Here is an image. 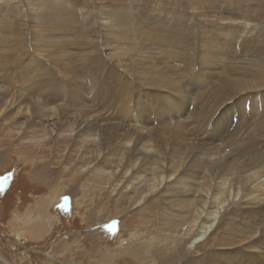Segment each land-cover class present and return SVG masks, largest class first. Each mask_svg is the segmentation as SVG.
<instances>
[{"label":"rangeland","instance_id":"rangeland-1","mask_svg":"<svg viewBox=\"0 0 264 264\" xmlns=\"http://www.w3.org/2000/svg\"><path fill=\"white\" fill-rule=\"evenodd\" d=\"M243 70L264 0H0V264H264V199L225 183L264 187V87L211 102Z\"/></svg>","mask_w":264,"mask_h":264},{"label":"bare ground","instance_id":"bare-ground-1","mask_svg":"<svg viewBox=\"0 0 264 264\" xmlns=\"http://www.w3.org/2000/svg\"><path fill=\"white\" fill-rule=\"evenodd\" d=\"M194 7V6H193ZM105 22V21H104ZM249 67V66H248ZM248 69V68H247ZM252 68H250V70H251ZM249 70V69H248ZM253 71V70H252ZM151 77V76H150ZM150 77L149 76H147V75H144V79L146 80V82L149 84V85H153V86H151V87H154V83L152 82V80L150 79ZM152 79H154L153 77H151ZM154 80H156L157 82H158V86L159 87H166L165 89H178V90H180V86H179V83H177L176 85L171 81V77L170 76H168L167 74H165L163 71H160L159 72V77L158 78H156V79H154ZM176 81V80H175ZM258 81H259V79H258V77L255 75V74H253V72H245V70H243L241 73H238V72H235L234 74H231V75H229L225 80H224V84L221 86V87H219V88H217V90H216V92H215V94H214V96H212V98H211V102H217V103H222V102H224V101H226V100H228V99H230L232 96H234L235 94H237V93H239V92H243V89H246L247 88V86L251 89V90H256V89H260L261 87H264V85L262 84V83H258ZM177 82V81H176ZM238 86V89H240V91H238L237 93H235V94H233V95H228V94H226V92H227V90L229 89V88H231L232 86ZM53 86V85H52ZM9 91H7V93H8ZM1 93V92H0ZM1 96H0V101H2L3 100V97L2 96H4L3 94H0ZM126 96V95H125ZM15 97H18V94H17V96H15ZM127 97V96H126ZM9 99V98H8ZM15 99H17V98H15ZM119 99H121V98H119ZM129 99V98H128ZM5 100V99H4ZM7 101V100H6ZM124 101H127V100H124ZM130 101V100H129ZM10 104V103H9ZM41 104H42V102H41ZM44 104V103H43ZM42 104V105H43ZM118 105H119V103H118ZM44 106V105H43ZM129 106V105H128ZM7 107V106H6ZM120 108V107H119ZM129 109V108H128ZM64 110V109H63ZM131 111H133V110H131ZM141 111V110H140ZM59 112V111H58ZM138 114V113H137ZM58 115V114H57ZM96 119H94V125H98L99 126V123H100V120L99 119H97V117H95ZM59 120V119H58ZM78 121H80V120H78ZM79 123V122H78ZM74 124V123H73ZM87 125V124H86ZM90 124H88L87 126L88 127H90L89 126ZM101 126H99V128H103V127H108V128H115L116 130H123V127L122 126H120L119 124H117L116 126H114V125H109V123H101L100 124ZM73 126V125H72ZM62 129V128H61ZM189 129V128H188ZM250 129V128H249ZM124 131H126L127 133H124V136L126 137L127 136V134L128 135H133L134 133H136V134H138L139 135V137H147V136H149V133L146 135V134H142L140 131H138V130H132V131H130V129L129 128H124ZM238 131L240 132V134L242 135V137L243 138H247V139H249V140H251V141H253L255 144H254V149H255V152H257L259 149H261L258 145L261 143V142H264V136L261 134V133H264V128L263 129H260V130H258V129H256V130H251L250 129V132H255L256 134H253V135H250L249 133V131H248V128H246L243 132H242V129H239L238 128ZM259 135V136H258ZM165 139V138H164ZM142 149V148H141ZM258 154L260 155V156H262L261 155V153L260 152H258ZM219 156H225L224 154H221V155H219ZM264 156V155H263ZM218 158H221V157H218ZM258 158H260V157H257V159ZM261 159H264V157H261ZM250 162V161H249ZM257 163V165L256 164H254V165H256V166H260L261 168H263L264 166V164L263 165H260V163L257 161L256 162ZM237 165H238V163H236ZM241 164V163H240ZM250 165V164H249ZM229 167V166H228ZM233 167V166H232ZM243 167V166H242ZM254 167V166H253ZM230 168V167H229ZM238 168V167H237ZM239 168H240V166H239ZM244 168V167H243ZM242 168V169H243ZM248 168V167H247ZM228 169V168H227ZM241 169V170H242ZM241 170H239V172H237V175H235L234 177H232V174H231V176H225V175H223V176H225L226 177V179H225V183L227 184V183H229L230 185H231V188L232 187H234V186H236V187H238L239 189H240V194H242V191H243V189H246V190H249L250 191V195H251V197H257V198H261V200L260 201H262V198L264 199V195H262V194H264V187L262 186V184H261V180L259 181L258 180V177L253 173V172H250V170L249 169H245V173L244 172H242V174H239L240 173V171ZM229 171V170H228ZM227 171V172H228ZM234 171V170H233ZM236 171V170H235ZM206 173V172H205ZM222 173V172H221ZM225 173V172H224ZM227 175H230V174H227ZM255 175V176H254ZM206 176V175H205ZM261 176V175H260ZM208 177V176H207ZM224 177V178H225ZM210 178V177H209ZM204 181V180H203ZM263 182V181H262ZM206 183V182H205ZM223 183V182H222ZM200 184V183H199ZM211 184V183H210ZM218 184V183H217ZM215 185V184H214ZM220 185H222V184H220ZM207 186V185H206ZM204 187V186H203ZM209 187V186H208ZM207 187V188H208ZM213 188V187H212ZM252 189V190H251ZM201 190H203V188L201 189ZM213 191V190H212ZM231 191V190H230ZM252 191H254V192H256L255 194H251L252 193ZM203 192V191H202ZM216 192V191H215ZM191 193V192H190ZM194 193V192H193ZM199 193V192H198ZM204 193V192H203ZM202 193V194H203ZM217 193V192H216ZM233 193H234V195L235 196H237L238 194H239V192L236 190V192H234L233 191ZM192 194V193H191ZM217 194H220V193H217ZM182 195V194H181ZM189 195V194H188ZM198 195H200V194H198ZM204 195V194H203ZM225 196H227V198L226 199H224V200H221V201H216L215 199H212L210 202L211 203H213V204H208L209 206H214L215 207V209H216V207H217V209L218 210H215L214 211V215L212 216L213 218H211L212 220H211V223L210 224H205L208 220H206V219H201L202 221H201V227L203 228L204 226V228H206L205 229V231H204V233L205 232H207L212 226H215L216 228L220 225V221H221V219H222V215H221V211H219L220 209V207H224L225 206V203L227 202V200L229 199V200H232V199H234V195H232L231 193H227V194H224ZM259 195H262V196H260L259 197ZM192 196V195H191ZM190 196V197H191ZM218 196V195H217ZM205 197V196H204ZM204 197H203V199H204ZM202 198V197H201ZM256 198V199H257ZM189 198H187V200H188ZM191 199V198H190ZM198 199V198H197ZM207 199V198H206ZM210 199V198H209ZM191 201V200H190ZM194 201V200H193ZM205 201V200H204ZM226 201V202H225ZM259 202V201H258ZM179 203V202H178ZM196 204V203H195ZM194 204V205H195ZM222 204V205H221ZM224 205V206H223ZM40 206V205H39ZM38 206V207H39ZM44 206V205H43ZM199 206V205H198ZM208 206V207H209ZM45 207V206H44ZM182 207V206H181ZM184 207V206H183ZM197 207V206H196ZM196 207H193L192 208V212L193 213H195V211L197 212V214H201V212H203V210H202V207H204V204L202 205V206H199V208H196ZM186 209V208H185ZM198 211H201V212H198ZM208 212V211H207ZM206 212V213H207ZM219 213V214H218ZM226 213V212H225ZM167 214V213H166ZM185 214V213H184ZM186 214H187V212H186ZM209 216L212 214V211H211V213L209 212V213H207ZM182 215V214H181ZM202 216V215H201ZM204 216V215H203ZM35 217V216H34ZM36 218V217H35ZM195 218H198V217H195ZM43 219V218H42ZM185 219V218H184ZM194 219V218H193ZM209 219V218H208ZM192 220V219H191ZM196 220H198V219H194L193 221H196ZM41 221L42 220H38V221H36V222H33V223H35V225L36 226H39L40 224H41ZM42 223H43V221H42ZM205 224V225H204ZM42 226H43V224H41ZM214 227V228H215ZM261 227V226H260ZM214 228H212V230L214 229ZM25 229H27V226H25V227H23V230H25ZM211 230V231H212ZM22 231V230H21ZM26 231V230H25ZM202 231L203 230H201L200 232H198L197 234V236H195V238L193 239V243H199L198 241L199 240H201V236H203L204 235V233H202ZM251 233L254 235V236H257V235H259L258 233H257V230H255V229H249L248 230V236L247 237H250V235H251ZM257 233V234H256ZM205 238H207V235H206V237ZM250 251V250H249ZM2 259V258H1ZM250 259V258H249ZM226 260V259H225ZM228 260V259H227ZM226 260V261H227ZM231 264H237V262L236 261H234L233 263H231Z\"/></svg>","mask_w":264,"mask_h":264}]
</instances>
